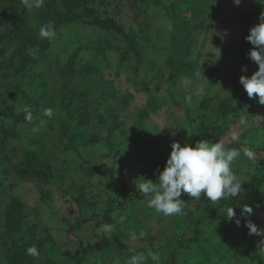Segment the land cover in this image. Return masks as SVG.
Listing matches in <instances>:
<instances>
[{
    "label": "rangeland",
    "instance_id": "rangeland-1",
    "mask_svg": "<svg viewBox=\"0 0 264 264\" xmlns=\"http://www.w3.org/2000/svg\"><path fill=\"white\" fill-rule=\"evenodd\" d=\"M145 1L147 11L136 18L133 0H45L44 7L31 10L21 0H0L21 20L0 27V108L7 111L1 118L15 131L7 140L0 137V264H126L130 256L149 251L160 254L161 264H264L261 237L236 225L228 229L233 221L221 213L226 204L235 211L242 202L262 199L253 223L264 229V182L216 204L182 193L184 213L172 217L150 209L135 186L140 177L157 179L172 142L194 146L221 124L222 135L208 141L227 149L242 144L258 156L250 162L241 155L234 164L237 177L250 178L258 165L264 167V105L247 94L240 99L246 91L239 82L244 53L253 47L241 18L255 13L259 18L249 28L259 23L264 0H200L204 23L188 38L180 68L169 66L163 49L153 54L147 76L141 69L135 79L127 62L121 63L122 54L109 51L108 66L86 73L95 55L81 46L118 34L114 26L128 31L143 25L158 46L170 43L175 27L167 12L174 0ZM179 1L185 6L181 15L190 17L187 0ZM49 23L57 32L52 41L39 35ZM247 64L250 76L258 65L249 56ZM185 77L192 81L189 88L182 84ZM9 84H17L18 93L11 94ZM201 85L205 92L197 96ZM225 98L241 106L224 122ZM25 107L32 121L25 119ZM47 107L54 109L51 119L43 116ZM245 112L246 128L238 123ZM125 198L102 217L108 200ZM91 213L97 216L77 228V220ZM17 216L15 227L21 229L11 236L23 237L21 248L4 232ZM28 224L35 226L29 230ZM32 245L39 250L36 257L26 252Z\"/></svg>",
    "mask_w": 264,
    "mask_h": 264
},
{
    "label": "clouds",
    "instance_id": "clouds-1",
    "mask_svg": "<svg viewBox=\"0 0 264 264\" xmlns=\"http://www.w3.org/2000/svg\"><path fill=\"white\" fill-rule=\"evenodd\" d=\"M26 9H40L44 7L45 0H21ZM239 3V0H235ZM41 38L52 41L56 38L57 32L51 23L43 25L39 29ZM246 40L253 46L248 56L258 65L256 71L250 76L241 75L239 82L243 86L249 98L256 97L258 103L264 105V12L260 14V22L249 29ZM29 55L35 57L36 50L29 47ZM242 71H247L246 66H242ZM185 88L192 84L190 78L182 80ZM205 92L203 85L195 90V95L200 96ZM230 97V92L226 91ZM186 103L191 104V95L185 97ZM25 119L33 120V115L28 107L24 108ZM55 115L54 109L47 107L43 109V116L51 119ZM45 123V121H41ZM239 125L248 127L249 120L247 114L240 115ZM232 139L239 143L236 135ZM243 155L250 162H256L257 153L251 148L240 145L236 148L227 149L223 142L212 143L208 140H199L194 146L187 143L172 142L171 151L166 159L165 166L158 172L155 181L140 177L135 182L136 190L147 198V206L164 217H172L184 213L185 201L181 199L182 193H187L189 197L199 200L203 196L205 200L213 204L221 200H229L230 197H237L244 192L242 183L249 180L247 177L238 178L234 172L235 162ZM226 220L233 221L237 226L240 219L237 218L234 209L227 204L221 212ZM253 213L252 207L244 205L241 215L250 216ZM249 235L260 236L258 241L259 250L264 252V229L259 228L251 220L246 221ZM135 235V234H134ZM146 233L139 232V238H144ZM27 254L33 257L39 255L37 246L32 245L27 248ZM161 264L160 254L156 251L137 253L126 261V264Z\"/></svg>",
    "mask_w": 264,
    "mask_h": 264
},
{
    "label": "trees",
    "instance_id": "trees-1",
    "mask_svg": "<svg viewBox=\"0 0 264 264\" xmlns=\"http://www.w3.org/2000/svg\"><path fill=\"white\" fill-rule=\"evenodd\" d=\"M66 3H69V0H65ZM133 3V9L136 10L134 17L138 18L139 15L142 13H145L147 11L148 3L145 0H140V5L138 4L137 0ZM157 3H160L161 0H154ZM183 1L174 0L170 7L168 8L167 15L172 19L174 22L175 31L170 34V37L168 38L170 43L168 45L158 46L152 39V35L150 34V31L145 26H140L136 29H130L128 31H125L122 29L119 25L114 26L115 23H111L110 20H101L100 23L107 22L109 25L114 26L118 34H114L113 31L110 32V38L107 36L102 38L101 40L96 39H89L84 45L81 46L83 50H86L88 52H93L95 57L92 58L91 61L87 62V67L83 68L84 71L87 73L90 71V69H93L95 67V70L99 69V66L101 64L109 65V58L107 56V52L113 51L115 53L120 52L122 54L121 57V63L127 62V66L130 70L134 73V78L136 79V76L139 74V71L142 69L144 70V75L147 76L148 73V63L151 61V58L153 54L163 52V49H165V58L168 61L169 66L175 68H180L181 64L184 62V59L187 55L188 49H189V42L187 41L188 38H190V35L194 29H197L201 27L204 23V17L201 16V13L203 11V8L201 7L200 0H187L186 7L190 9L191 15L190 17L186 15H181V12L185 10V6L182 4ZM137 8V9H135ZM203 18V20H202ZM259 17L255 13H250L247 15H243L241 18V22L243 24V30L245 32L249 31L250 24L257 20ZM18 21H21L20 18H15L12 16L11 12L8 8L4 6L0 2V27L7 24L8 22H11L13 25H16ZM90 22V21H89ZM11 24V25H12ZM109 39V43H104L105 40ZM79 44V43H78ZM243 42L241 43L242 51L243 48ZM69 53V52H68ZM71 52L69 53V55ZM99 55V56H97ZM244 62L243 66L247 67V71H244V75L248 76V55L247 53H244ZM125 57V58H124ZM125 62V63H126ZM147 69V70H146ZM147 71V72H146ZM140 86L142 88L148 87L147 82L144 80L139 81ZM12 88L11 94L18 93L19 88L17 89V84L12 86L9 84ZM1 86V85H0ZM21 89V88H20ZM26 95V93H24ZM247 93L241 95L240 99L244 97ZM3 96L0 95V98ZM124 102L125 98L122 99ZM241 106V103H238L235 106L230 105V101L225 98L221 102L220 105V113L221 116L224 119V122L230 114L238 110ZM6 110H1L0 108V137L2 136L4 140H7L10 136H13L15 131L11 129V127L8 124H5L3 119L1 118V115L6 114ZM7 115V114H6ZM223 127L224 124L219 125L215 130L212 132H208L204 135H202L199 140H208L211 137L220 136L223 133ZM198 140V141H199ZM264 153V146L262 148ZM264 166V164H263ZM264 182V167L261 168L260 165L257 166V169L253 175L249 178V181L242 185L243 189L246 188H252L256 186H260ZM264 197V196H263ZM128 199H110L107 201V205L105 206L102 217L106 218L109 217L113 211L120 205H122L124 202H126ZM132 200V198H130ZM263 203L262 199H253L250 201L242 202L240 206H238L235 210L237 218L240 219V225L237 226L235 222H232L227 225L228 229L233 228L231 225H236L238 227V230H243L244 232L248 231V228L246 226V221L251 220L254 222L256 220V217H254L255 212L257 211L256 207H259L260 204ZM244 205H248L252 207L253 213L248 216L247 214L241 215L242 207ZM10 210H15V203L10 204ZM95 216H97L96 213H91L88 216H82L80 219L76 222V227H80L81 224L89 222L91 219H93ZM258 216V215H257ZM21 220V219H20ZM18 216L16 219L6 227L5 229V235L6 238H11L12 243H15L16 241H19V246L21 245V239L23 237H13L11 236L12 231L16 228L21 229V225L15 227L17 224H19ZM197 224H199V221L197 220ZM29 225V224H28ZM29 230L32 229L35 225H29ZM25 227V223H24ZM197 233L198 230H195ZM228 232V231H227ZM230 232V230H229ZM181 246V245H180ZM21 248V246H20Z\"/></svg>",
    "mask_w": 264,
    "mask_h": 264
}]
</instances>
